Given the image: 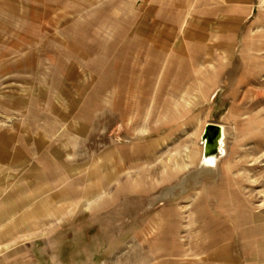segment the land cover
I'll return each instance as SVG.
<instances>
[{
  "label": "rangeland",
  "instance_id": "1",
  "mask_svg": "<svg viewBox=\"0 0 264 264\" xmlns=\"http://www.w3.org/2000/svg\"><path fill=\"white\" fill-rule=\"evenodd\" d=\"M142 1L0 0V130L24 138L18 142L19 148L32 149L34 141L27 139H37L35 132L45 133L46 144L61 145L63 141L59 140H73L74 152L65 157L74 168L68 173L75 178L73 182L83 175L88 177L93 164L113 165L115 177L109 190L116 196L125 178L135 182L143 171L148 182L150 190L131 195L130 231L122 226L127 221L117 205L114 244L111 247L108 243L107 247L112 251L91 253L93 259L79 264H145L150 254L146 241L154 239L156 232L150 220H155L164 207H182L183 211L177 239L184 252L167 258L176 264L196 261L187 244L188 234L191 241L199 234L198 230L186 232L189 220L196 218L190 209L202 203L201 187H211L226 173L241 185L243 200L253 211L264 213V0L241 4L249 8L251 15L238 30L237 43L230 50L231 58L225 68H216L213 60L205 61L204 66L201 60H192L191 45L170 44V56L175 60L157 61V71L147 77L154 86L162 81L159 94L140 92L135 86L145 62L144 54L138 52L142 51L139 41H146L148 48L154 47L152 41L159 39L163 31L161 27H149L153 20L146 22L147 28H140V16L144 19L145 15L140 12ZM214 2L208 6L212 12ZM184 31L189 29L180 32ZM178 32L171 31L172 42ZM161 45L157 59L167 56L168 44ZM211 54L214 58L216 52ZM147 65L142 73L154 68V62ZM169 84L174 92L169 90ZM111 86L116 88L108 97L110 93L106 95L104 90ZM165 86L167 90L162 92ZM94 95L115 105V111L98 110L93 124L94 120L88 119L92 113L88 98ZM21 98L25 106L14 108ZM30 101L39 102L35 105L36 116H44L43 120L36 119L33 126L27 125L24 118ZM51 105L73 119L63 121L48 110ZM208 123L220 126L214 148L203 138ZM148 145L153 146V155L137 158L138 152ZM129 151L132 157L128 165L125 155ZM37 154L34 152L32 159ZM17 169L20 168L13 169L14 175H20ZM169 170L175 174L173 180L160 182L165 173L170 174ZM106 192L102 195H108ZM138 202L140 209L134 204ZM76 211L78 206L67 209L62 220H53L59 214H45L44 222L40 214L36 216L34 232L28 235L20 221L19 235L8 243L14 252L0 247V264H5L9 256L18 264H26L28 258L34 264H44V239L52 238L54 244ZM21 212L22 209L17 215L21 216ZM17 215L12 224L17 222ZM27 240L33 248L30 253L23 251ZM231 246L232 254L238 258L234 264H243L239 243Z\"/></svg>",
  "mask_w": 264,
  "mask_h": 264
},
{
  "label": "crops",
  "instance_id": "2",
  "mask_svg": "<svg viewBox=\"0 0 264 264\" xmlns=\"http://www.w3.org/2000/svg\"><path fill=\"white\" fill-rule=\"evenodd\" d=\"M218 1L144 0V3L143 1L140 2L142 7L140 12L145 14V20L142 15L140 16V28H147L146 22L153 20L155 21L154 24L149 25V27H161L163 30L161 37L152 41L154 47L148 48L146 41H139L138 48L141 46L142 51L139 49L138 52L141 53V56L144 54L143 58H145L143 59L145 60L144 66L138 71L139 84L135 85L140 92L161 93L162 81L158 86H154L151 81H147V77L157 71V61L167 59L170 62L172 59L175 60V57L170 56L169 52L172 43L174 46L191 45L193 54H190V58L196 60L195 62L197 59L201 60L203 66L205 61L213 60L217 63L216 68L226 67L231 58L230 50L237 43L238 30L251 14L248 7H241V4L247 2L246 0H224V3L222 0ZM213 2L216 7H213L212 12L208 6L212 5ZM228 3H232V5L228 7ZM212 28L214 29L211 30ZM176 29L179 32L177 37H174L176 40L172 42L171 31H176ZM181 29H189V31L181 33ZM144 35L147 36L146 31ZM125 42L131 44L130 41ZM161 42L168 44L167 56L165 58L161 56L157 59L158 53L161 51ZM204 45H211V47L206 48ZM211 51L216 52L214 58H212ZM149 62H154V68L148 73H142L145 68L148 69L147 64ZM214 65H211L212 70L215 69ZM210 76V78L213 77L211 74ZM129 87L128 89H130ZM166 87L162 92L167 90ZM115 88L113 86L107 87L104 93L109 92L110 95H106L110 97ZM128 89L127 91H129ZM169 90L174 92L170 84ZM122 91L125 93L124 90ZM145 98V95L141 97L142 100ZM140 102L142 103V101ZM38 103L35 101L28 103V110L24 116L27 125H35L36 119L43 120L44 116H36L35 110ZM88 103L90 106L85 105V107H91L92 113L88 115V119H93V124L95 123L94 116L98 110L111 109L115 111V105L100 101L98 95L89 97ZM14 106L16 109H21L25 106V102L22 98L18 99ZM53 107L50 109L48 107V110L54 111L63 121L72 117ZM34 134H38L37 139H27L34 141L32 149L24 148L23 145H21L23 148H19L18 142L23 141L24 138L20 139L18 136H13V133L9 134L0 130V173L2 174L0 178V189L2 188L0 191V247H6L4 249L6 252H14L8 247V243L19 235L20 221L28 235L34 232L36 216L42 214L41 220L44 222L47 219L45 214L47 216L54 213L59 215L53 220H62L66 218L67 209L78 206V211L68 218L72 221H67L61 228L62 230L57 236L59 239H56L54 244H52V238L44 239L45 242L42 247L44 264H79L78 262H88L93 259L91 253L112 251V248L107 247L108 243L111 247L114 244L116 206H121L127 221L125 224L122 223V226L126 225L129 232L133 203L131 195H140L150 190L147 189L148 182L142 175L143 171L135 182L130 181V178H125L118 188L117 196L115 193L113 194L114 191L109 190L115 177L113 165L104 167L97 164L90 165L87 171L88 177L85 173L86 175L81 176L79 180L76 179L78 183H76L77 181L73 182L72 179L75 180V178L69 176L68 173L74 171V168L65 157L67 153L74 152V141L69 143L63 139L59 140L63 141L61 145L46 144L44 132H35ZM14 142L16 143L14 144ZM152 148V145H148L144 151L138 152L137 158H147L153 155ZM34 152H38L36 159H32ZM193 156L194 154L191 152L190 157ZM125 157L128 158L129 165L131 153ZM17 167L20 169H17L16 172L20 175H14L13 169ZM101 173L102 175H100ZM169 173L171 176L166 177L165 173L160 182L173 180L174 172L169 170ZM226 174L214 181L211 187H201V197H199L202 203L194 204L190 209L191 215L195 212L196 218L190 216L191 219L186 232L198 230L199 234L198 237H194L193 241L190 240V234H188L187 244L196 261L187 260V264H234L238 261L237 256H234L231 251V245L235 242L239 243L241 247L243 264H264V213L253 211V207L243 200L241 185L233 177ZM5 188L6 190L2 191ZM105 192L108 195L103 196L102 194ZM111 192L112 196L109 195ZM134 204L140 209V202ZM20 209H22L21 216H18ZM180 210L182 207H177V209L176 207H164L155 220H150V224L154 223L153 229L156 232L154 239L146 241L148 248H150V254L147 256L148 259L145 264L149 261H152V264H176L167 257L169 255L178 256L184 252L177 239L178 222L181 220L180 215L183 212ZM15 214L18 216L17 222L12 224ZM9 219L11 220L10 224L6 223ZM49 219L51 220L50 216H48ZM95 232L97 233L95 234ZM169 245L170 250L167 249ZM32 250L33 248L27 240L23 251L30 253ZM15 251L18 252L19 250L15 249ZM5 264H18V262L9 256L5 260ZM26 264L34 263L28 258Z\"/></svg>",
  "mask_w": 264,
  "mask_h": 264
},
{
  "label": "water",
  "instance_id": "3",
  "mask_svg": "<svg viewBox=\"0 0 264 264\" xmlns=\"http://www.w3.org/2000/svg\"><path fill=\"white\" fill-rule=\"evenodd\" d=\"M209 132H212L213 134H214V137H215V140H214V142L213 143H211V144H209L210 146H211V148L213 147H216V143H217V141H218V139H219V134H220V126L219 125H217V124H208V125H206V127H205V130H204V136H203V138H204V140H206L207 141V133H209ZM209 146V147H210ZM210 148V149H211ZM207 149H209V148H207ZM206 149V150H207ZM213 153H215V151L213 150L212 151Z\"/></svg>",
  "mask_w": 264,
  "mask_h": 264
},
{
  "label": "flooded vegetation",
  "instance_id": "4",
  "mask_svg": "<svg viewBox=\"0 0 264 264\" xmlns=\"http://www.w3.org/2000/svg\"><path fill=\"white\" fill-rule=\"evenodd\" d=\"M206 136H207V142H208V144H211V143L214 142L215 137H214V134L212 132L207 133Z\"/></svg>",
  "mask_w": 264,
  "mask_h": 264
},
{
  "label": "bare ground",
  "instance_id": "5",
  "mask_svg": "<svg viewBox=\"0 0 264 264\" xmlns=\"http://www.w3.org/2000/svg\"><path fill=\"white\" fill-rule=\"evenodd\" d=\"M205 71H208L207 69H205ZM171 175H169V174H166V177H170Z\"/></svg>",
  "mask_w": 264,
  "mask_h": 264
}]
</instances>
